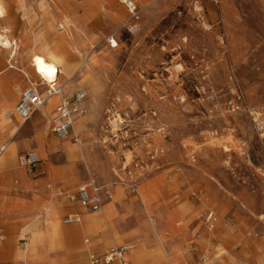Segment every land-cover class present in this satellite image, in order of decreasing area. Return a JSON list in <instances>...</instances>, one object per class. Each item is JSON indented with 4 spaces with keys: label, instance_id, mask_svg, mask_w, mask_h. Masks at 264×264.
Instances as JSON below:
<instances>
[{
    "label": "rangeland",
    "instance_id": "1",
    "mask_svg": "<svg viewBox=\"0 0 264 264\" xmlns=\"http://www.w3.org/2000/svg\"><path fill=\"white\" fill-rule=\"evenodd\" d=\"M0 1L6 8L0 33L13 35L22 48L20 62L29 67L26 56L42 53L36 36H44L43 44L55 43L46 29L54 22L58 37L74 44L57 55L72 72L87 70L93 77L65 96L72 99L80 89L86 93L78 136L94 157V183L107 185L116 203L103 232L111 245L94 253L116 248L117 237L126 240L119 246L132 243L122 230L140 212L142 192L158 213L177 220L179 228L185 226L187 245L178 264H206L222 249L233 251L237 264H264V0H133L140 9L136 21L118 0ZM93 1V8L87 7ZM62 18L79 28L73 36L58 29ZM111 38L117 47L112 48ZM9 56L0 46V72L9 63L16 66L18 60L11 63ZM8 111H0V125ZM52 129L53 123L47 144L63 140ZM79 139L68 142L77 148ZM65 150L60 154L76 162L71 150ZM65 163L55 153L29 175L39 180L46 177L43 168ZM90 179L85 175L78 186ZM51 189L47 194L54 200ZM66 206L60 221L73 211L67 200ZM210 222L216 224L212 232ZM216 232L230 235L203 241ZM25 243L18 242L20 249ZM67 259L62 256L57 264Z\"/></svg>",
    "mask_w": 264,
    "mask_h": 264
},
{
    "label": "bare ground",
    "instance_id": "2",
    "mask_svg": "<svg viewBox=\"0 0 264 264\" xmlns=\"http://www.w3.org/2000/svg\"><path fill=\"white\" fill-rule=\"evenodd\" d=\"M140 1H142L143 3L146 2L145 0H140ZM49 2H50V0H49ZM50 3L52 4V2H50ZM94 5H95V1H93L91 3L89 2L87 7L93 8ZM195 8H196L195 10L197 12L202 11V8L198 5ZM54 11H55V9H54ZM200 12H198V13H200ZM58 13H59V11H58ZM5 16H6V8L3 5V3L0 1V20L3 19ZM61 17H62V15H61ZM51 19H54V18H51ZM4 20H6V19H4ZM71 24L73 25V29L70 28ZM46 29H48L50 31V34L57 37V41H55V43H53V44L52 43L51 44H48V43L43 44V42L45 41L44 36H36L35 44L39 45L41 47L40 50L42 53L39 54L37 52H33V53L26 56V59L29 62V67H30L29 69H31V71L29 72L27 70H24V75H25V78L27 79L28 84L35 86L37 88V90H39V92L41 90H44V91L46 90L45 91V94H46L47 89L49 88V86L52 85V83L54 81H57L58 84H60L62 82V92L58 95L43 97L44 103L39 109L41 111L44 110L48 101L50 103L53 99L54 100L60 99V102H61V100L66 97L65 95H67L71 90L73 91L76 88L78 83L90 81L93 79V77H91L89 71H87L85 69H84L85 71L81 70L78 73L72 72L73 67L70 66L68 62L65 63L66 61H64L62 58H60L57 55V51L59 49L65 48L67 46L71 47L73 44L72 43L73 40H72V42H70L69 40L67 42V40H65L64 38L58 37V35L56 34V31L54 29V22H52L51 24H48L46 26ZM58 29L67 30V35L69 37L74 35L73 31L79 30V28L77 26H75L73 22H70V25H69L67 19H64V18H62V23L59 25ZM135 30H136V27L131 29V31H135ZM0 32H2V31H0ZM62 33H64V32L62 31ZM10 36H13V35L5 32V31H4V33H0V46L3 47L5 50L9 51V55H10L9 56V62L12 63L13 60H18L19 58H23L24 56H23L22 48L19 47L17 42L15 40L11 39ZM111 41L116 42L114 39H112ZM65 43L67 45L63 46V44H65ZM117 46H118V44H117ZM83 64H84V67L87 66L86 62H83ZM81 104H79V110L80 111L77 112L73 116V130H74L76 138H78V139H79L78 135L81 133V131L83 129L80 126V122H79L80 120H78V119L83 117L84 112H85V107L83 106V104L82 105ZM55 112H56V110H55ZM11 113L14 114L15 110H13L12 112L8 111L4 115L7 118H10V117H12L9 115ZM53 120H54V117H53ZM53 120H52V123L54 122ZM4 125L5 124L2 123L0 126L3 127ZM7 125H9V123ZM117 125L118 124H117L116 120H114L113 126L116 127ZM27 132H28V130H27ZM8 137H12V132L7 133V135L5 136V139L2 142H4ZM68 140H69V138H66L63 142H61V146L59 147V150H65V149L69 148L71 150V154H73V156H74L73 158L76 161L83 162L85 164L87 170H88V173L93 175L92 168H93V162H94L93 158L94 157L91 154V151H85L83 149V144H82L80 139L78 140L79 144H78L77 148L72 147L70 142H68ZM2 142L0 143V164L3 161V159L6 158L7 154L14 152V148L16 147V145L11 144L10 141L7 142L6 144L5 143L3 144ZM65 151H67V150H65ZM36 154L39 158L40 153L37 152ZM67 155H69V153ZM66 157H68V156H66ZM19 161H20V159H19ZM70 161H73V160L70 159ZM20 165H21V163H20ZM72 170H73V168H72ZM102 171H103V169H102ZM59 175H61V174H58V176ZM90 182H94L93 176H92V180ZM15 186H18V185L16 184ZM83 186L87 187L88 196L93 197V191L91 188L92 185H83ZM38 188H40V187H38ZM50 188H52V186L50 184L43 187L42 192L44 193V196H46V200L43 202V205L41 208L36 209V212H39L43 215V219H42V223H41L42 228H39V230H37L36 228L29 227L27 224H25L24 229H23V233L20 236V241H26L25 247H23V249H20L17 256L13 259L14 264H28L30 262L31 263L46 262L48 264H57L58 261L60 259H62L61 250L57 248V241H59L62 230L64 229L62 226V223L60 221V218L63 214V204L59 201L63 198H59L57 194L62 193L64 195V198L67 195H65V192L63 190L58 189L56 192H54V198L56 200L55 199L53 200L51 198L48 199L49 196L47 194V190ZM16 191L20 193L19 189H17ZM42 192H41V194H42ZM140 193H141V202H142V205L140 207L141 210H140V212H138L134 216V218H131V222L128 223V221H127L128 224L126 225V227H124V230H123L126 238L128 240L132 241V243L129 246L124 245L130 249V251L127 254V257L129 255V259H130L132 264H178L179 257L181 255H183V253H184L183 247H186V245H187V240L184 239V236H182L183 233L185 232V226L179 228L180 225L176 223L177 220H170L169 218H166L163 213H161V212L158 213L157 207L155 206L154 201L146 193H142V192H140ZM28 203H29V201H28ZM78 204H80L81 207L88 210V208L86 206H84L82 203L78 202ZM115 206H116V203L114 201H112L108 205L104 206L101 211L99 210L100 212L97 211L98 212L97 214L90 215L91 217H89L88 215L85 216V219L87 221L85 222V224L80 226V228L85 227V225H87L89 223H91L92 225L93 224L95 225L97 219L99 221L98 225L99 224L101 225L100 227H97V223H96V225L92 229H90V233L94 237L91 238L92 243L85 246V248H87L88 250L95 247L96 244H104V245L109 244L108 243L109 239H105V238L101 237L99 235V233H101L100 231H102L105 228L104 227L105 220L108 218H111L113 216ZM14 210H15V208H14ZM218 211H221V209L219 207H218ZM88 212H91V211L88 210ZM94 216H96V217H94ZM9 223L12 224V222H9ZM11 227H12V225H11ZM186 227H188V226H186ZM215 228H216V224H213L211 222H210V224H208L209 231L212 232ZM4 231H6V234ZM150 233H151V235H149ZM15 234H16V232H15V229L13 227L12 228H10V227L0 228V241L2 242V244H4L6 246V244H9L10 237L15 235ZM97 234L100 237L99 236L97 237ZM229 235H230V232H226V235H223V233L219 234L218 232L212 233V234H207V235H205V238L203 241H205V243H206V241H207L206 237L209 238L210 240H212L214 238L225 239V236H229ZM147 236H148V238H146ZM114 240L118 241L119 238L114 239ZM116 241H115L114 245H117ZM221 243H223V242H221ZM113 248H115V247H113ZM1 255H2V257H5V258L8 257L9 258V256H12V253H11V251H7V252L5 251V252H1ZM173 257H178V259L176 261H173V260H171V259H173ZM220 258H226V260H225L226 264H237V258L234 256V252L228 251V250H223V249L220 250L216 259H214L213 261H210L206 264H214V261L220 260ZM258 263H259V261H258Z\"/></svg>",
    "mask_w": 264,
    "mask_h": 264
},
{
    "label": "crops",
    "instance_id": "3",
    "mask_svg": "<svg viewBox=\"0 0 264 264\" xmlns=\"http://www.w3.org/2000/svg\"><path fill=\"white\" fill-rule=\"evenodd\" d=\"M55 41H57L56 36H55ZM66 45H67L66 43L63 44V46ZM60 50L61 49H59L58 51ZM26 65H27L26 63L24 64V62H20V59H18V61H16V66L14 65L11 66V64L9 63L8 68L5 71L0 72V110L1 111H3L4 109L8 111L10 108L13 109L16 108L15 103L17 102L18 93L21 94V92L28 86L27 79L25 78L24 75V70L30 72L31 69H29V67H27ZM26 83L27 86H25L21 90L22 86H24ZM45 91H42L43 96H46ZM71 92L72 90L68 93V95L71 94ZM59 103H60V99L59 100L53 99L50 103L48 101L44 110L38 111L37 116L33 119V122H31V124H27V122H24L15 113H14V117L7 118L5 116L7 120L2 122L5 125L1 128V130H3V134L0 137L1 138L0 141L2 140V138H4V135L6 133L12 132V137H8L2 143L6 144L7 142L10 141L11 144H15L16 147L14 148V152L7 154L6 158H4L0 164V227L1 228L13 227L15 229L16 234L10 237L9 244H6V246L2 244V242L0 241V246H1L0 264H14L13 259L17 256L20 248H22L18 246V242H20V236L23 233L25 224H27L29 227H34L37 230H39V228H42L41 223H42L43 215L39 212H36V209L41 208L43 202L46 200V196H44V193L42 192L43 187L50 184L52 186L51 190H53V193L56 192L57 189H61L65 192V194L67 193L70 194L76 192L79 189L78 183L84 182L83 178L85 175L88 176L90 175L91 177L90 181L92 180V176H94V174L91 175L90 173H88V170L83 162L69 161L67 160L64 154L62 155L60 154L57 144L61 143L65 139L53 144H47L49 143V140L47 138H49V131L52 126V120L55 114V110ZM83 106L85 107L84 104ZM84 120L85 118L79 121L80 126L82 128L84 127ZM8 123L9 125H7ZM24 129H25V133L21 135ZM34 142L37 143L35 147L32 146ZM23 150H29L28 152L30 151H35L36 153L39 152L40 153L39 158L41 161H50L53 158L54 154L56 153V155L58 154L60 158L63 157L66 163L62 167L55 166V168L54 167L43 168L42 171L47 172L46 177H41L39 180H33L29 174H33L34 170H36L37 167L32 170H27L21 167L19 161L20 157L18 156H20V152ZM82 165H84V169ZM72 168L74 171L72 170ZM58 174L61 175L58 176ZM62 178L63 179L68 178V180H63ZM90 181L86 185L94 184V182H90ZM16 184L18 186H15ZM53 186H55V188H53ZM17 189L20 190V193L16 191ZM41 192L43 195L41 194ZM112 200H113V196H112ZM112 200L108 201L104 206L111 203ZM59 201L63 204V212H64L65 207H67L66 200L65 198H63ZM72 208L73 211L66 214L65 217L73 214L79 215L82 218L81 223L77 225L66 226L63 224V221H61L64 229L62 230L59 241H57V248L61 250L62 256L65 255L68 256L66 264L70 262H73L72 264H78V261L81 260V258L82 260L79 262L80 264H88L89 258L87 260H83V258L87 254H91V255L104 254L105 252L104 253H94V252H101L102 250L109 248L111 245L109 244L108 246L104 244H98L90 250L85 248L86 245L90 244L92 240L91 238L94 237L90 233V229H92L96 225V223H97V227L101 226L100 224L98 225L99 223L98 219L96 220L95 225L89 223L85 225V227L80 228V226L85 224V222L87 221L85 219V216L88 215L89 217H91L90 215H95L98 212H100L102 209L98 212H88L87 209L81 207L80 204L78 203L72 205ZM108 221L109 218L105 220L104 222L105 228L102 231H100L101 233H99V235L105 239L111 238V237H105V235H103V232L108 230V225H107ZM9 222H12V224ZM99 235L97 234V237ZM117 238H119V240L116 241L117 245L122 244L126 241L124 237H117ZM129 241L132 242L131 240ZM111 243H113V241H111ZM5 251L6 252L11 251L12 256H9V258L7 257L8 259L2 257L1 252H5ZM127 258L130 264H132L129 259V255ZM175 258L176 260L178 259V257ZM171 260L176 261L174 260V257Z\"/></svg>",
    "mask_w": 264,
    "mask_h": 264
},
{
    "label": "built area",
    "instance_id": "4",
    "mask_svg": "<svg viewBox=\"0 0 264 264\" xmlns=\"http://www.w3.org/2000/svg\"><path fill=\"white\" fill-rule=\"evenodd\" d=\"M121 2L133 20H139V6L133 0H118ZM64 30V29H61ZM112 48L117 47V42L111 41ZM62 92V86L54 81L51 86L47 89L46 96L58 95ZM43 93L39 92L37 88L29 84L20 94L19 102L16 105L15 113L24 121L28 122L32 119L34 114L39 111L40 107L44 103ZM86 97L84 90L80 89L74 97H65L61 100L57 106L53 129L52 131L60 139L71 138L76 141V136L73 130V116L79 112V104L83 102ZM14 116L13 113L9 114ZM21 166L27 170L36 168L41 160L38 158L34 151L27 152L20 156ZM93 197L88 196L87 187L81 186L76 193L67 195L65 199L71 204L82 203L91 212H97L103 208V206L112 199L113 193L107 185H98L94 183L92 186ZM59 198H64L62 193L57 194ZM66 195V194H65ZM214 219V214L209 215V220ZM81 216L79 215H68L64 218L63 224L66 226L76 225L81 223ZM130 249L126 246H118L105 252L104 254H93L89 257L88 264H130L127 259V254Z\"/></svg>",
    "mask_w": 264,
    "mask_h": 264
}]
</instances>
